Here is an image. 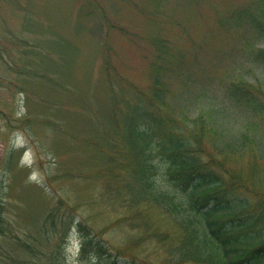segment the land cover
I'll use <instances>...</instances> for the list:
<instances>
[{"label":"rangeland","instance_id":"obj_1","mask_svg":"<svg viewBox=\"0 0 264 264\" xmlns=\"http://www.w3.org/2000/svg\"><path fill=\"white\" fill-rule=\"evenodd\" d=\"M258 27L264 0H0V264L39 261L30 248L55 208L81 218L98 246L121 260H156L126 246L125 228L98 200L100 180L56 177L70 165L86 175L96 167L86 164L92 140L114 106L107 71L112 85L121 76L145 97L158 77L160 106L178 119L201 114L210 122L208 148L219 147L238 170L254 160L264 188V119L249 101L264 102ZM131 90L123 95L134 101ZM247 139L255 142L247 147ZM59 237L66 264H85L68 221L52 242L63 244Z\"/></svg>","mask_w":264,"mask_h":264},{"label":"trees","instance_id":"obj_2","mask_svg":"<svg viewBox=\"0 0 264 264\" xmlns=\"http://www.w3.org/2000/svg\"><path fill=\"white\" fill-rule=\"evenodd\" d=\"M249 19L262 25L252 14ZM107 77L113 112L100 122L104 128L94 136V152L86 162L96 167L86 175L70 165L56 177L100 180L102 209L125 228L132 253L156 259L151 264H264V188L255 181L256 162L245 172L227 166L219 147L208 148L210 122L201 114L178 119L160 106L157 97L164 90L158 77L148 97L131 90L121 76L119 87L112 85L108 71ZM128 89L134 101L123 95ZM249 101L264 119V102ZM254 142L247 139V147ZM56 213L55 208L36 230L39 241L30 248L39 260L35 264H66L64 238H58L63 244L51 238L67 221L80 235V262L135 264L98 246L81 218Z\"/></svg>","mask_w":264,"mask_h":264}]
</instances>
